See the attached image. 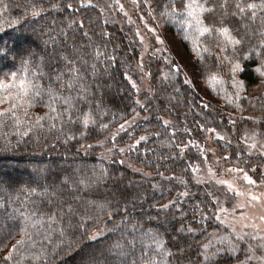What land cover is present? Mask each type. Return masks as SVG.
<instances>
[{"label": "trees", "instance_id": "1", "mask_svg": "<svg viewBox=\"0 0 264 264\" xmlns=\"http://www.w3.org/2000/svg\"><path fill=\"white\" fill-rule=\"evenodd\" d=\"M183 2L139 6L180 37L198 82L177 61L154 59L152 91L138 97L142 45L113 0H0V82L15 73L33 85L19 100L17 88L0 89V264H81L101 245L116 250L104 264H240L218 240L219 208L235 195L201 181L210 153L195 144L214 130L227 164L261 161L247 154L239 123L257 119L264 133V9L253 17L237 0H201L214 8L203 16L213 31L202 34L185 22ZM219 27L240 40L235 50L222 51ZM236 63L243 71H232ZM235 107L250 119L235 115L243 122L232 131ZM136 113L142 119L117 133ZM113 133L107 157L100 143Z\"/></svg>", "mask_w": 264, "mask_h": 264}, {"label": "rangeland", "instance_id": "2", "mask_svg": "<svg viewBox=\"0 0 264 264\" xmlns=\"http://www.w3.org/2000/svg\"><path fill=\"white\" fill-rule=\"evenodd\" d=\"M117 4L118 10L126 17L127 21L134 25L138 40L142 45L137 70L139 82L132 81L136 88L137 95L141 93H149L152 91L150 78L146 68V64L151 60L163 58L172 63L173 60L183 66L187 71L193 72L192 55L183 46L180 37L173 31H165L163 26H157L153 21H148L143 12L140 10L139 0H113ZM168 21V20H166ZM180 24L179 22H177ZM188 27V26H186ZM20 43V40H16ZM31 54V52H29ZM185 80L189 79L185 70L181 73ZM193 74L197 82V75ZM219 90L225 93L226 84L219 82ZM239 89L242 86L239 83ZM114 89L112 88V92ZM116 94V93H113ZM220 95H214L213 100L218 99ZM102 102V101H101ZM236 108V107H235ZM236 111H238L236 113ZM237 115L242 119H250L244 117L241 110H235L231 114L232 131L238 121ZM141 116L136 113L133 117L120 125L116 132L119 133L123 129H127L141 120ZM239 123L241 125L240 140L250 156H259L261 161H255L251 169L246 170L239 166L230 165L219 156V150L216 141L222 139V135L216 131H210L203 144H195V147L206 150L210 153L206 170L199 177L201 181L213 180L219 185H224L231 194L235 195V201L230 207L220 206L219 220L226 228L223 235L218 238L223 245H226L232 251V255L237 257L240 255V264H264V133L257 129V119L250 120L252 124ZM255 126V127H254ZM259 127V126H258ZM264 130V128H263ZM262 131V130H261ZM229 135V134H228ZM116 135L113 133L107 139L102 140L100 145L105 148L107 157L112 154V148H106L108 141H111ZM229 137V136H228ZM99 144V143H98ZM253 145H255L253 147ZM124 152V150H120ZM27 168L34 170L36 164L28 163ZM245 176L251 178L255 183H249ZM224 181L226 183H221ZM232 185L230 189L228 185ZM240 192L241 195L236 193ZM252 196L259 197L253 200ZM243 205V207H241ZM103 231H95L92 238L102 236ZM101 253L96 252L93 260H87V257L81 261V264H104V255L113 256L116 250H109L105 245H101ZM92 252L85 250L83 255H90Z\"/></svg>", "mask_w": 264, "mask_h": 264}, {"label": "snow or ice", "instance_id": "3", "mask_svg": "<svg viewBox=\"0 0 264 264\" xmlns=\"http://www.w3.org/2000/svg\"><path fill=\"white\" fill-rule=\"evenodd\" d=\"M226 4H227V0H225V2L220 5V7H226ZM182 7L188 18L185 20V22L188 23L189 27H191L194 22L197 27V30L200 31L202 34L203 33L211 34L213 29L204 24L203 16L205 13L214 11L213 7H209L206 3L201 2V0H184ZM257 7L264 9V0H261V3L259 5L253 2H249L245 4L242 2V0H237L235 4V8L239 11V13L246 14L248 11H250L253 17L256 15L255 10L257 9ZM33 14L38 15V12L34 10ZM215 32L218 34V36L223 38L224 47L222 48V51L229 45L233 46V50H235V46L240 44V40L237 39L234 35H232L231 30L228 27L216 28ZM225 59H228V58L225 57ZM232 71L235 73L237 71H243V69L241 68L239 63H236L234 64ZM256 71L259 72L261 75H264V71H261L260 68H257ZM237 83L239 84L240 82H237ZM12 87L18 89L19 95L13 94V97L19 100L29 94V91L31 88H33V85L30 81H26L24 78H21L19 81H17L16 74L12 73V81L9 83L0 82V89H3L6 91L7 89L12 88ZM50 97L53 100L56 99L55 95L51 93H50ZM52 110L55 111L54 108ZM12 114L13 116L16 115L15 112H13ZM2 115H4V113L0 112V116ZM38 119H42V118H38ZM17 121L19 122L18 117H17ZM84 123L85 124L88 123L87 119H85ZM141 139H143V137ZM254 146L255 145H253V147ZM245 179H247L249 183H253V184L255 183V181L251 180V178L247 176H245ZM221 183H226V182L221 181ZM228 187L231 189L232 185L229 184ZM236 194L241 195L242 193L237 192ZM252 199L257 200L259 199V197L252 196ZM241 207H243V205H241ZM20 243L21 241H17V244H20ZM13 251H15V247H13ZM207 258L208 257L206 256L205 259ZM6 259H11V256L6 257Z\"/></svg>", "mask_w": 264, "mask_h": 264}]
</instances>
